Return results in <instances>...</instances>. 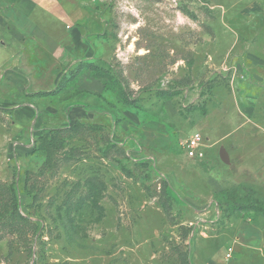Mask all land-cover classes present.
Returning <instances> with one entry per match:
<instances>
[{
    "label": "rangeland",
    "instance_id": "1",
    "mask_svg": "<svg viewBox=\"0 0 264 264\" xmlns=\"http://www.w3.org/2000/svg\"><path fill=\"white\" fill-rule=\"evenodd\" d=\"M61 1L0 62V264H264V0Z\"/></svg>",
    "mask_w": 264,
    "mask_h": 264
},
{
    "label": "crops",
    "instance_id": "2",
    "mask_svg": "<svg viewBox=\"0 0 264 264\" xmlns=\"http://www.w3.org/2000/svg\"><path fill=\"white\" fill-rule=\"evenodd\" d=\"M80 15V12L66 6L61 0H0V62L13 57L21 48L30 47V44L39 47L40 53L51 55L50 52L61 48L59 37L68 33L74 36L76 30L54 36L42 27V18L48 17L63 23L65 27ZM22 108L17 110L19 115L27 111L33 115L32 108Z\"/></svg>",
    "mask_w": 264,
    "mask_h": 264
},
{
    "label": "built area",
    "instance_id": "3",
    "mask_svg": "<svg viewBox=\"0 0 264 264\" xmlns=\"http://www.w3.org/2000/svg\"><path fill=\"white\" fill-rule=\"evenodd\" d=\"M202 135L198 132H192L189 136L185 137L181 144L184 148L185 154L189 158L201 159L203 157V141ZM230 257V253L226 254V258Z\"/></svg>",
    "mask_w": 264,
    "mask_h": 264
},
{
    "label": "water",
    "instance_id": "4",
    "mask_svg": "<svg viewBox=\"0 0 264 264\" xmlns=\"http://www.w3.org/2000/svg\"><path fill=\"white\" fill-rule=\"evenodd\" d=\"M219 156H220V158H221L223 161H225V162L227 161L223 149H220V151H219Z\"/></svg>",
    "mask_w": 264,
    "mask_h": 264
},
{
    "label": "trees",
    "instance_id": "5",
    "mask_svg": "<svg viewBox=\"0 0 264 264\" xmlns=\"http://www.w3.org/2000/svg\"><path fill=\"white\" fill-rule=\"evenodd\" d=\"M120 97L123 98V95L122 96L120 95Z\"/></svg>",
    "mask_w": 264,
    "mask_h": 264
}]
</instances>
